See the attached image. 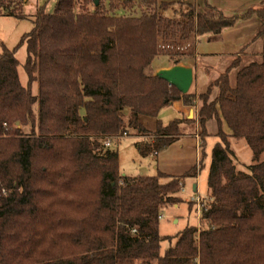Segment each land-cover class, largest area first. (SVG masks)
Returning <instances> with one entry per match:
<instances>
[{
  "label": "trees",
  "instance_id": "1",
  "mask_svg": "<svg viewBox=\"0 0 264 264\" xmlns=\"http://www.w3.org/2000/svg\"><path fill=\"white\" fill-rule=\"evenodd\" d=\"M26 1L0 0V17L27 19ZM172 5L58 0L52 14L38 8L19 44L26 46L25 87L16 49L1 45L0 264H264V2L234 16L207 0L182 4L187 11L175 18L160 14ZM134 9L140 17L114 15ZM251 17L260 23L262 62L241 69L235 86L229 70L219 75L197 98L196 128L193 118L158 120L175 102L193 107L196 96L148 75L152 62L163 56L177 66L194 56L198 37ZM209 121L218 142L199 224L162 237V211L184 202L180 191L197 168L180 177L124 176L118 153L103 140L151 139L144 150L137 145L147 156L196 134L201 168ZM230 139L244 140L252 153L245 172L233 163ZM173 240L161 253L162 242Z\"/></svg>",
  "mask_w": 264,
  "mask_h": 264
},
{
  "label": "crops",
  "instance_id": "2",
  "mask_svg": "<svg viewBox=\"0 0 264 264\" xmlns=\"http://www.w3.org/2000/svg\"><path fill=\"white\" fill-rule=\"evenodd\" d=\"M158 3H182V4H195L198 0H157ZM264 0H207V3L222 11L227 16L241 15L247 12L250 9L258 8ZM174 12V11H172ZM168 18V17H167ZM260 26L259 20L256 17H251L247 20L238 21L234 27L223 30L217 36L204 35L198 37L195 43V54L193 57L182 59V61L178 64V66L188 68L192 70L193 81L190 86L188 92L196 96V99L199 95L206 93L210 84L215 81L219 75L225 73L227 70L236 69V75L241 70L240 65L242 63L248 62V65L257 63L256 61L261 58L262 53V40L256 38L257 30ZM165 60L153 65L152 62V74L155 76L161 70H168L172 68V64L168 61L166 57ZM157 59V58H156ZM237 60V62H236ZM235 63V66L233 65ZM19 63V62H18ZM247 64V63H246ZM248 65H244L243 68ZM231 73V71H230ZM229 73V75H230ZM19 76V75H18ZM230 81V77H229ZM236 83V77H235ZM230 85L232 86L231 82ZM235 86V85H234ZM216 94V91L213 92L212 98ZM199 102L195 100V105L193 107L184 106L182 102H175L169 107L163 109L159 116L158 120H160L163 124L165 121L168 123L174 119H179L182 117L191 118L193 115L192 108L196 109L200 108ZM196 116V115H194ZM167 124V123H166ZM210 127V129H209ZM207 132L209 136L214 137L216 141L213 142L212 146H214L218 142V138L215 136L217 133V126L214 121H209L206 125ZM192 137L193 140H182L185 136ZM182 139L178 140L176 143L171 144L168 148H166L165 153L160 156L157 153L154 155L157 156V173H162L166 176L170 177H180L192 168H197V175L195 178H187L184 181L183 191L180 192V197L184 202L191 203L195 197H190L187 195V185L190 184L191 191L197 193L199 191V179L200 173L204 167V159L202 167L199 168L200 161V150H201V140L196 134H188ZM208 136V137H209ZM138 138V137H137ZM141 137H139L140 139ZM124 138H121L122 140ZM207 139V138H206ZM143 140V139H140ZM119 143V142H118ZM115 141L111 142V149L118 144ZM153 140H147V144H152ZM175 144H180L183 148L184 145L188 147H195V151L190 150V154L183 156L180 155L175 158L174 161H169L167 159L168 149ZM206 140H205V154H206ZM113 146V147H112ZM181 148V149H182ZM213 148V147H212ZM182 166L178 169L179 165ZM210 164V159H209ZM208 164V166H209ZM160 170H158V169ZM171 168V169H170ZM172 168H176L174 171ZM209 172V169H208ZM125 176V175H124ZM208 178V177H207ZM195 188V189H194ZM199 198V197H198ZM193 203V202H192ZM177 205L175 206V208ZM199 224V219H198ZM198 226V225H196ZM187 227V226H186ZM167 248L163 249L161 246V253H163Z\"/></svg>",
  "mask_w": 264,
  "mask_h": 264
},
{
  "label": "rangeland",
  "instance_id": "3",
  "mask_svg": "<svg viewBox=\"0 0 264 264\" xmlns=\"http://www.w3.org/2000/svg\"><path fill=\"white\" fill-rule=\"evenodd\" d=\"M58 0H27L26 4L23 7V14L27 16V19L24 20H17L10 17H0V54H1V45H4L6 48L12 50L16 49L15 51V58L19 62L18 66V75L19 80L22 86H26L27 84V75L23 69V65L25 63L26 59V46L25 44H20L22 37L29 33L32 30V22L31 19L36 14V11L38 8L43 7V11L45 14H52L54 12L55 5ZM171 1H177V0H171ZM104 5L107 8L108 0H103ZM174 11V12H172ZM187 11V7L182 4L174 3L166 12H160L161 15L168 17V18H175L178 17L179 13ZM142 11L139 9L134 10H128L125 12H118L114 14L115 16H125V17H140ZM262 58V57H261ZM165 58L163 56L158 57L154 60L153 65H156L162 61H164ZM257 63H261L262 59H259L256 61ZM247 63V64H246ZM244 65H248V62L242 63L240 65L239 69H242ZM249 66V65H248ZM231 71V73H230ZM146 73L148 75L154 76L152 74V67H149L146 70ZM229 77L230 82L232 86L235 85V75H236V69L229 70ZM190 94V92H188ZM32 94H37V83H34L32 85ZM197 102H199V105L201 106V102L199 99H196ZM198 105V107H199ZM36 109V107H34ZM200 109V108H199ZM199 109L196 107L192 108L193 115L191 118L195 120V128L197 127V119H198V111ZM196 115V116H194ZM188 118V117H185ZM168 123L167 121L164 122V124ZM144 124L148 128H151L154 124L153 120L149 118L144 119ZM190 127V126H188ZM210 129V127H209ZM22 132L24 134H29L30 127L26 126L22 128ZM190 132V131H189ZM121 138H124L120 140ZM192 139V137L185 136L184 139L179 138L178 140L182 139L188 140ZM107 139V138H105ZM109 139H112V141L119 142L117 145H115L112 149L115 150L118 153V165H119V172L121 175L135 177V176H155L157 174V170L155 167H157V156L154 155L153 152L148 154L147 156H143L138 148L137 145L140 146V148H145V146L149 145L147 144L146 138H140L143 140H140L139 137L136 136H123V137H110ZM177 140V141H178ZM104 141V140H103ZM175 141L174 143H176ZM216 141L214 137L209 136L206 139V155L207 158L204 161V167L200 173V179H199V191L197 193L192 192L190 188V184L187 185L188 193L187 195L190 197H199L202 200L207 199L208 197V188H207V177H208V169H209V159L211 155L212 150V144ZM230 148L233 151V163L237 170L239 171H246V168L253 164L251 157L252 153L249 149V147L246 145L244 140H234L230 139ZM171 149H168L167 153V159L169 161H174L175 158L178 159L180 155L186 156L190 154L191 151H195V147H188L186 145L183 146V148L180 146V144H175L173 147H170ZM182 148V149H181ZM108 149H111L108 148ZM144 150V149H143ZM166 150V149H165ZM165 150L159 151L157 154L160 156L161 154L167 152ZM264 160V157L261 159ZM182 166L179 165L178 169ZM176 168H172L173 170ZM158 169V168H157ZM171 169V168H170ZM160 170V169H158ZM176 171V170H174ZM167 180H162L161 182H166ZM191 205V204H190ZM176 206V205H175ZM168 207L164 209L161 213V218L159 220V234L162 237H174L180 232H182L186 226H196L198 225V219H199V213L197 212V208L194 204L193 206H189L187 202H183L175 208ZM190 208V209H189ZM175 240L168 242L164 241L162 242L163 249L168 248L169 244H174ZM139 264V263H136Z\"/></svg>",
  "mask_w": 264,
  "mask_h": 264
},
{
  "label": "water",
  "instance_id": "4",
  "mask_svg": "<svg viewBox=\"0 0 264 264\" xmlns=\"http://www.w3.org/2000/svg\"><path fill=\"white\" fill-rule=\"evenodd\" d=\"M98 6L100 0H92ZM156 76L175 87L181 94H187L193 81L192 70L181 66H174L168 70L159 71ZM195 189V188H194Z\"/></svg>",
  "mask_w": 264,
  "mask_h": 264
},
{
  "label": "built area",
  "instance_id": "5",
  "mask_svg": "<svg viewBox=\"0 0 264 264\" xmlns=\"http://www.w3.org/2000/svg\"><path fill=\"white\" fill-rule=\"evenodd\" d=\"M111 142H112V139H109V138L104 139V141H103L104 148H106V149L110 148L111 147ZM181 191H183V187H182ZM192 202L195 204V206L197 208V212L200 214V211H201V199L196 197V198L193 199Z\"/></svg>",
  "mask_w": 264,
  "mask_h": 264
}]
</instances>
